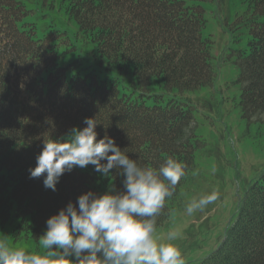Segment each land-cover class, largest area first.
Listing matches in <instances>:
<instances>
[{"label":"trees","instance_id":"16d2710c","mask_svg":"<svg viewBox=\"0 0 264 264\" xmlns=\"http://www.w3.org/2000/svg\"><path fill=\"white\" fill-rule=\"evenodd\" d=\"M192 1L210 0H38L39 13L27 21L33 10L19 0H0L2 221L20 217L36 235L43 234L46 220L84 192L103 193L110 185L122 189L118 171L103 177L91 165L65 173L56 191L45 189L42 177L29 178L43 140L84 127L85 117H95L100 136L114 137L142 165L158 167L169 155L187 165L157 228L168 220L203 142L194 133L192 108L174 99L165 102L149 87L159 81L166 92L185 93L212 85L204 10L188 5ZM249 3L255 15H264V0ZM59 11L76 23L108 66L131 70L139 97L119 90L116 81L97 77L93 67L82 73L76 63H59L74 46L67 32L43 22ZM236 55L241 118L264 127V24L254 23L248 49ZM200 264H264V174L244 192L236 219Z\"/></svg>","mask_w":264,"mask_h":264},{"label":"rangeland","instance_id":"374dc122","mask_svg":"<svg viewBox=\"0 0 264 264\" xmlns=\"http://www.w3.org/2000/svg\"><path fill=\"white\" fill-rule=\"evenodd\" d=\"M19 1L34 11L26 20H34L39 13L38 0ZM188 5H198L204 10L203 36L211 41L214 81L211 86L194 92H166L159 81H153L149 89L151 94L161 95L165 102L174 99L191 107L194 133L203 142L195 150V167L181 186L168 220L157 228L161 242H168L170 231L177 234L175 243L182 249L186 264H200L218 247L226 228L236 219L244 192L264 174V127L258 123L247 125L241 118V86L236 83L239 69L234 62L237 51L248 49L254 23L264 24V15H255L249 0L192 1ZM43 22H54L67 32L70 45L74 46V51L59 60L62 66L76 63L82 73L94 69L97 77L116 81L119 90L124 88L126 94L134 91V97L140 96L131 70L108 66L96 56L94 44L85 39L88 37L78 30L72 19L68 21L62 11L51 13ZM64 48L62 46L60 51ZM213 188L221 192L218 201L193 215L184 211L185 204L194 195ZM0 235L8 236L13 246L35 250L42 234L36 235L32 227L23 224L22 218L12 216L6 221L0 218Z\"/></svg>","mask_w":264,"mask_h":264},{"label":"clouds","instance_id":"9594fccd","mask_svg":"<svg viewBox=\"0 0 264 264\" xmlns=\"http://www.w3.org/2000/svg\"><path fill=\"white\" fill-rule=\"evenodd\" d=\"M61 138L43 140L29 178H43L45 189L57 190L61 177L91 165L103 177L122 176V189L110 185L69 201L46 220L35 250L13 246L0 235V264H186L177 234L168 242L157 236V220L187 175V165L169 155L158 167L142 165L106 132L101 137L95 117ZM115 172V173H116ZM219 188L194 195L184 207L188 215L203 212L220 199Z\"/></svg>","mask_w":264,"mask_h":264}]
</instances>
